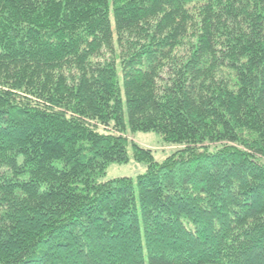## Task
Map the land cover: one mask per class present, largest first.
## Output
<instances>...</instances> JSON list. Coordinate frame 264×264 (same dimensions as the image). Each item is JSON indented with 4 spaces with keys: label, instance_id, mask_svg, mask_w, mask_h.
<instances>
[{
    "label": "trees",
    "instance_id": "1",
    "mask_svg": "<svg viewBox=\"0 0 264 264\" xmlns=\"http://www.w3.org/2000/svg\"><path fill=\"white\" fill-rule=\"evenodd\" d=\"M0 264H264V0H0Z\"/></svg>",
    "mask_w": 264,
    "mask_h": 264
},
{
    "label": "rangeland",
    "instance_id": "2",
    "mask_svg": "<svg viewBox=\"0 0 264 264\" xmlns=\"http://www.w3.org/2000/svg\"><path fill=\"white\" fill-rule=\"evenodd\" d=\"M128 138L133 142L143 146L150 148L153 152V157L156 161L163 160L166 156H168L173 150L177 147L176 145H171L166 143L162 137L155 132H134L127 133ZM129 160L124 163H110L106 169L105 174L100 180H107L117 177H130L135 179V177L144 172L145 166L143 163L136 161L132 157L131 148L127 149Z\"/></svg>",
    "mask_w": 264,
    "mask_h": 264
}]
</instances>
